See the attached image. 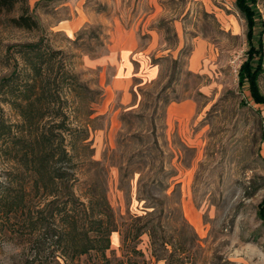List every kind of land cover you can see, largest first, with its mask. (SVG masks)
<instances>
[{"label": "rangeland", "instance_id": "obj_1", "mask_svg": "<svg viewBox=\"0 0 264 264\" xmlns=\"http://www.w3.org/2000/svg\"><path fill=\"white\" fill-rule=\"evenodd\" d=\"M25 1L38 28L11 25L17 10L2 15L0 82L14 69L30 78L17 45L42 37L59 50L46 80L54 102L41 110L39 126L58 124L62 108L69 126L87 125V145L71 141L73 190L82 200L92 188L105 192L117 224L106 251L112 262L264 264V104L238 79L249 46L235 0ZM254 9L257 33L264 0ZM126 32L136 36L141 69L134 64L132 97L123 104L111 87L117 64L108 57L114 35ZM198 37L211 50L192 72L188 57ZM260 49L264 69V43ZM257 87L264 97V74ZM7 90H0V118L19 135L21 116ZM181 102L185 111L170 117V106ZM13 146L0 144V182L21 168L12 156L24 145ZM28 240L0 233V264H27ZM80 259L95 261L94 252ZM44 262L63 259L57 252Z\"/></svg>", "mask_w": 264, "mask_h": 264}, {"label": "trees", "instance_id": "obj_2", "mask_svg": "<svg viewBox=\"0 0 264 264\" xmlns=\"http://www.w3.org/2000/svg\"><path fill=\"white\" fill-rule=\"evenodd\" d=\"M234 3L246 23L249 46V58L240 64L238 79L240 82L247 80L253 99L264 104V97L257 87L264 74L261 56H257L261 55L260 48L264 43V26L254 32L257 0H235ZM15 10L17 14L7 18L11 25L38 28L25 0H0V22L2 15ZM254 36L257 48L253 44ZM17 47L30 78H20L14 69L0 82V90L8 89L21 116L19 135L12 134L10 125L0 118V144L6 142V145L15 147L18 143L24 148L16 150V155L12 156L18 158L21 168L8 172L7 181L0 182V233L12 231L13 235L28 237L31 246L27 264H46L44 259L57 252L63 264H114L106 251L117 224L105 192L92 188L82 200L73 190L77 176L71 141L79 139L86 144L87 125L69 126L62 108L58 124L48 129L39 126L43 116L41 110L50 109L54 102L46 80L49 79L51 61L59 50H52L44 44L42 37ZM13 82L15 88L11 86ZM42 98H46L44 102H41ZM24 176L27 182L19 180ZM92 251L95 261L80 259ZM183 263L178 260L176 264Z\"/></svg>", "mask_w": 264, "mask_h": 264}, {"label": "crops", "instance_id": "obj_3", "mask_svg": "<svg viewBox=\"0 0 264 264\" xmlns=\"http://www.w3.org/2000/svg\"><path fill=\"white\" fill-rule=\"evenodd\" d=\"M115 36L111 42L112 50L110 52V56L108 57L112 62L116 63V69L114 75L111 80V87L114 91L120 92L121 94V102L123 104H128L131 100V87L133 85V78H134V64H138V69H141V64L139 61V52L136 51V36L131 32H126L119 34L120 39L115 40ZM202 40L204 46H201L198 52L195 54L196 46L198 41ZM209 50V43L206 39L202 37H198L194 42L193 48L188 57V69L192 72H198L202 69L204 59L208 57ZM122 51L126 53V62L125 58L122 56ZM193 60V64L191 63ZM129 66V70H128ZM188 102H181V103H174L169 108V116H178L179 114H175L176 110H181ZM184 111L186 107L183 108Z\"/></svg>", "mask_w": 264, "mask_h": 264}]
</instances>
